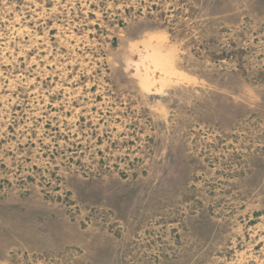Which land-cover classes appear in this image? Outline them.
Here are the masks:
<instances>
[{
    "label": "rangeland",
    "instance_id": "rangeland-1",
    "mask_svg": "<svg viewBox=\"0 0 264 264\" xmlns=\"http://www.w3.org/2000/svg\"><path fill=\"white\" fill-rule=\"evenodd\" d=\"M0 264H264V0H0Z\"/></svg>",
    "mask_w": 264,
    "mask_h": 264
}]
</instances>
